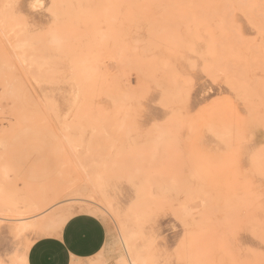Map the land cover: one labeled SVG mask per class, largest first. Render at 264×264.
Instances as JSON below:
<instances>
[{"label": "rangeland", "instance_id": "rangeland-1", "mask_svg": "<svg viewBox=\"0 0 264 264\" xmlns=\"http://www.w3.org/2000/svg\"><path fill=\"white\" fill-rule=\"evenodd\" d=\"M82 213L89 264H264V0H0V264Z\"/></svg>", "mask_w": 264, "mask_h": 264}, {"label": "crops", "instance_id": "crops-1", "mask_svg": "<svg viewBox=\"0 0 264 264\" xmlns=\"http://www.w3.org/2000/svg\"><path fill=\"white\" fill-rule=\"evenodd\" d=\"M108 240L105 224L89 213L66 218L59 231L42 236L28 248L25 264H89Z\"/></svg>", "mask_w": 264, "mask_h": 264}, {"label": "snow or ice", "instance_id": "snow-or-ice-1", "mask_svg": "<svg viewBox=\"0 0 264 264\" xmlns=\"http://www.w3.org/2000/svg\"><path fill=\"white\" fill-rule=\"evenodd\" d=\"M58 231H59V229H58Z\"/></svg>", "mask_w": 264, "mask_h": 264}, {"label": "bare ground", "instance_id": "bare-ground-1", "mask_svg": "<svg viewBox=\"0 0 264 264\" xmlns=\"http://www.w3.org/2000/svg\"><path fill=\"white\" fill-rule=\"evenodd\" d=\"M134 264V263H133Z\"/></svg>", "mask_w": 264, "mask_h": 264}]
</instances>
